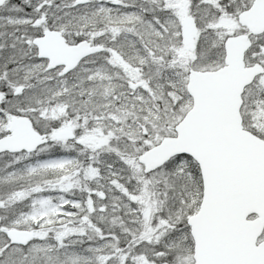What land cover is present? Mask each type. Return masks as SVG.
<instances>
[{
    "label": "snow or ice",
    "instance_id": "6c2138e0",
    "mask_svg": "<svg viewBox=\"0 0 264 264\" xmlns=\"http://www.w3.org/2000/svg\"><path fill=\"white\" fill-rule=\"evenodd\" d=\"M0 264H264V0H0Z\"/></svg>",
    "mask_w": 264,
    "mask_h": 264
}]
</instances>
